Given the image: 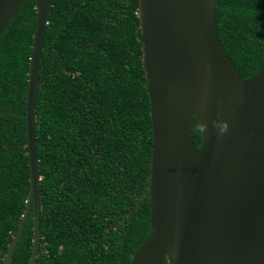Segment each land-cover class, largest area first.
<instances>
[{
    "label": "trees",
    "instance_id": "obj_1",
    "mask_svg": "<svg viewBox=\"0 0 264 264\" xmlns=\"http://www.w3.org/2000/svg\"><path fill=\"white\" fill-rule=\"evenodd\" d=\"M140 0H53L36 103V264H132L151 234L153 127ZM219 39L244 80L264 60V0H218ZM36 1L0 38V264L30 192L27 97ZM197 148L200 124L192 125ZM33 211L10 264H29Z\"/></svg>",
    "mask_w": 264,
    "mask_h": 264
},
{
    "label": "water",
    "instance_id": "obj_2",
    "mask_svg": "<svg viewBox=\"0 0 264 264\" xmlns=\"http://www.w3.org/2000/svg\"><path fill=\"white\" fill-rule=\"evenodd\" d=\"M27 97L30 192L3 264L33 211L40 230L36 103L53 0H35ZM27 0H0V38ZM218 0H140L153 127L151 234L132 264H264V60L244 80L219 39ZM200 124V148L192 135Z\"/></svg>",
    "mask_w": 264,
    "mask_h": 264
}]
</instances>
